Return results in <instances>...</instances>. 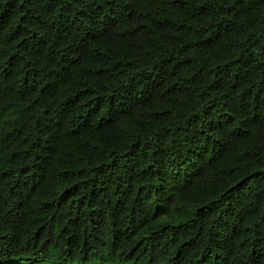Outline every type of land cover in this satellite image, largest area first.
Returning <instances> with one entry per match:
<instances>
[{
	"label": "trees",
	"instance_id": "trees-1",
	"mask_svg": "<svg viewBox=\"0 0 264 264\" xmlns=\"http://www.w3.org/2000/svg\"><path fill=\"white\" fill-rule=\"evenodd\" d=\"M0 264H264V0H0Z\"/></svg>",
	"mask_w": 264,
	"mask_h": 264
}]
</instances>
